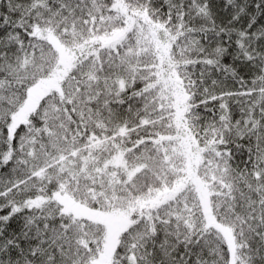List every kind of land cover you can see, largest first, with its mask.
Wrapping results in <instances>:
<instances>
[{
    "label": "snow or ice",
    "instance_id": "snow-or-ice-1",
    "mask_svg": "<svg viewBox=\"0 0 264 264\" xmlns=\"http://www.w3.org/2000/svg\"><path fill=\"white\" fill-rule=\"evenodd\" d=\"M0 264H264V0H0Z\"/></svg>",
    "mask_w": 264,
    "mask_h": 264
}]
</instances>
